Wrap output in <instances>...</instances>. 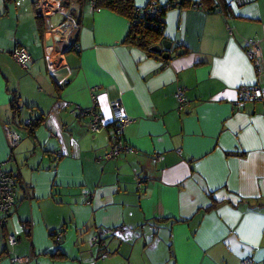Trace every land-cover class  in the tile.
I'll return each instance as SVG.
<instances>
[{"label": "crops", "instance_id": "1", "mask_svg": "<svg viewBox=\"0 0 264 264\" xmlns=\"http://www.w3.org/2000/svg\"><path fill=\"white\" fill-rule=\"evenodd\" d=\"M37 1L0 0V163L16 181L0 264H264V97L234 105L239 88L264 89L244 50L259 41L264 70V0H155L176 3L163 39L182 52L168 59L125 42L127 17L93 0H61L78 27L42 30ZM91 95L106 120L97 131L74 112ZM113 102L130 150L104 159ZM27 118L40 122L29 129ZM7 127L21 137L12 159ZM97 230L121 233L90 247Z\"/></svg>", "mask_w": 264, "mask_h": 264}, {"label": "built area", "instance_id": "2", "mask_svg": "<svg viewBox=\"0 0 264 264\" xmlns=\"http://www.w3.org/2000/svg\"><path fill=\"white\" fill-rule=\"evenodd\" d=\"M151 2L154 4V6L152 7L151 5L150 8L147 9V12H150L154 15L156 13V4L154 1ZM251 2H255V0H229V3L236 5H244ZM165 5L167 8H170L176 5V3L168 2ZM35 10L37 15L40 16L44 21V29L50 28V16L56 12L63 15L64 19L58 25V27H60L63 32L68 33V27H70V29H75L78 27V24H76L75 20L68 13L67 9L62 5L61 0H50L46 2H43V0H38L35 3ZM69 45H71V48L77 50L78 46L74 42H69ZM244 50L255 66L257 77L261 76L264 73V70L262 68V56L259 41H247ZM10 55L15 60V62L23 68H26L32 62L31 56L27 52V50L18 44L12 47V49L10 50ZM174 96L179 106L184 107L187 102L184 88H178L174 93ZM263 97L264 89L259 84L255 83L252 85H246L239 88L234 105L239 108L247 102H255L257 100H261ZM91 98L93 100V104L91 107L81 109L77 108V111L74 112L80 114L81 116H88L90 118L88 128L90 130L97 131L100 128L106 126V120L103 115L96 110L95 95H91ZM110 109L112 113L111 122L113 124V128L110 136L109 146L104 155L102 156L104 159L116 158L122 152L130 150V147L125 146L119 136L124 126L129 122V118L126 116L122 107L117 102L111 103ZM26 123L28 125L29 123H31V120L27 119ZM6 133L8 134V141L10 145L9 159H12L13 149L17 146L21 138L16 131L11 130L8 127L6 129ZM58 157L59 156L57 155L55 159H58ZM98 159L101 160L102 158L99 156ZM2 164L4 163H0V225L3 224L5 220L4 218L8 217L11 214L16 204V181L13 176L9 175L6 171L2 169ZM138 185L140 187L141 183L139 182ZM83 194L88 200L90 199L89 197L92 196V194L88 191H83ZM120 233L121 232L119 230L94 231V233L89 238V246L97 248L102 244V238L105 234L118 235ZM15 241L16 236L11 235L8 237V242L10 244H13ZM105 255V253H102L100 257L104 258ZM26 260L27 258L20 257L12 259L14 264L26 262ZM242 264H253V260L252 258L247 257L242 260Z\"/></svg>", "mask_w": 264, "mask_h": 264}, {"label": "trees", "instance_id": "3", "mask_svg": "<svg viewBox=\"0 0 264 264\" xmlns=\"http://www.w3.org/2000/svg\"><path fill=\"white\" fill-rule=\"evenodd\" d=\"M95 7L100 6L104 8H108L116 13L124 15L127 17L129 22V28L127 35L125 37V42L132 43L137 45L138 47L147 50L148 53L153 54L149 47L159 43L163 37L164 31V15L166 11L170 8L166 7L165 4H158L155 0H148L145 5H137L133 0H93ZM154 1L156 4V13L153 15L150 12H147V9L154 6L151 2ZM209 2L210 0H204ZM171 2V1H169ZM183 3V1L181 2ZM38 19L39 28L43 30L44 22L40 16H36ZM19 100L16 96H12L10 101V108L12 112V120L19 116ZM77 118H83L85 116H81L80 114L75 113ZM40 120L37 119L35 121L31 120V123L27 125L25 121H23L24 126H28L29 129H32ZM21 138V137H20ZM21 140V139H20ZM113 236L112 234H105L102 238V244L100 246L105 245V238Z\"/></svg>", "mask_w": 264, "mask_h": 264}, {"label": "water", "instance_id": "4", "mask_svg": "<svg viewBox=\"0 0 264 264\" xmlns=\"http://www.w3.org/2000/svg\"><path fill=\"white\" fill-rule=\"evenodd\" d=\"M63 19H64L63 15L58 13V12L52 14L50 16V26L53 28L57 27L63 21ZM56 41H58V40L56 39ZM171 45H172L171 41L166 40V39H162L159 43H156V44L150 46L149 50L152 53L162 55V57L164 59H168L172 55H177V54L182 52V50H176L173 54H171L170 53ZM163 50H165V51L163 52ZM27 119L31 120L30 118H27ZM25 123H26V120H25ZM16 239H17V237H16Z\"/></svg>", "mask_w": 264, "mask_h": 264}, {"label": "bare ground", "instance_id": "5", "mask_svg": "<svg viewBox=\"0 0 264 264\" xmlns=\"http://www.w3.org/2000/svg\"><path fill=\"white\" fill-rule=\"evenodd\" d=\"M50 1V0H43V2Z\"/></svg>", "mask_w": 264, "mask_h": 264}, {"label": "rangeland", "instance_id": "6", "mask_svg": "<svg viewBox=\"0 0 264 264\" xmlns=\"http://www.w3.org/2000/svg\"><path fill=\"white\" fill-rule=\"evenodd\" d=\"M14 149H15V148H14ZM14 149H13V150H14ZM97 261H98V260H97Z\"/></svg>", "mask_w": 264, "mask_h": 264}]
</instances>
